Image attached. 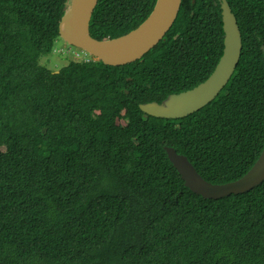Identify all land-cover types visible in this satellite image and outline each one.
<instances>
[{"label": "trees", "instance_id": "obj_1", "mask_svg": "<svg viewBox=\"0 0 264 264\" xmlns=\"http://www.w3.org/2000/svg\"><path fill=\"white\" fill-rule=\"evenodd\" d=\"M66 1L0 0V264H264V181L205 198L164 150L213 184L254 165L264 147V0H227L238 65L212 101L179 118L139 104L211 74L224 47L220 1L182 0L142 59L113 66L85 51L54 71L40 58L60 37ZM155 2L99 0L91 35L127 33Z\"/></svg>", "mask_w": 264, "mask_h": 264}, {"label": "water", "instance_id": "obj_2", "mask_svg": "<svg viewBox=\"0 0 264 264\" xmlns=\"http://www.w3.org/2000/svg\"><path fill=\"white\" fill-rule=\"evenodd\" d=\"M224 30V47L214 70L192 88L169 94L162 101L139 104L150 115L165 118L184 117L212 101L235 71L242 49L239 24L227 0H219ZM99 0H67L60 21V37L66 43L86 51L105 64L119 66L142 59L165 38L180 10L182 0H156L148 17L136 28L113 38L98 39L91 35L90 20ZM169 161L185 187L205 198H220L246 193L264 181V147L251 169L238 180L225 184L206 181L189 159L173 147L165 146Z\"/></svg>", "mask_w": 264, "mask_h": 264}, {"label": "rangeland", "instance_id": "obj_3", "mask_svg": "<svg viewBox=\"0 0 264 264\" xmlns=\"http://www.w3.org/2000/svg\"><path fill=\"white\" fill-rule=\"evenodd\" d=\"M77 53H80L81 56L78 57ZM86 55L84 50L66 43L62 37H59L55 42L53 51L42 55L40 63L49 69L59 71L64 66L68 65L70 61L82 60Z\"/></svg>", "mask_w": 264, "mask_h": 264}, {"label": "built area", "instance_id": "obj_4", "mask_svg": "<svg viewBox=\"0 0 264 264\" xmlns=\"http://www.w3.org/2000/svg\"><path fill=\"white\" fill-rule=\"evenodd\" d=\"M77 56H80V53H77Z\"/></svg>", "mask_w": 264, "mask_h": 264}]
</instances>
